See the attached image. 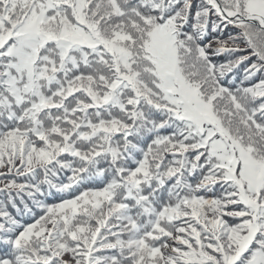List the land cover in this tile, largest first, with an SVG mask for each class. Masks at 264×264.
I'll return each mask as SVG.
<instances>
[{
    "label": "snow or ice",
    "instance_id": "obj_1",
    "mask_svg": "<svg viewBox=\"0 0 264 264\" xmlns=\"http://www.w3.org/2000/svg\"><path fill=\"white\" fill-rule=\"evenodd\" d=\"M0 264H264V0H0Z\"/></svg>",
    "mask_w": 264,
    "mask_h": 264
},
{
    "label": "trees",
    "instance_id": "obj_2",
    "mask_svg": "<svg viewBox=\"0 0 264 264\" xmlns=\"http://www.w3.org/2000/svg\"><path fill=\"white\" fill-rule=\"evenodd\" d=\"M12 178H16L18 182L22 181V178L19 177H14L13 175H8V176H0V182H7V180H10ZM3 187V183H0V188ZM4 199V194L0 193V200Z\"/></svg>",
    "mask_w": 264,
    "mask_h": 264
}]
</instances>
